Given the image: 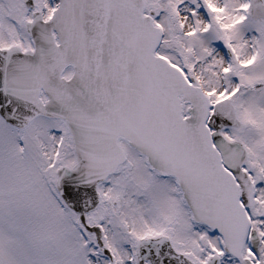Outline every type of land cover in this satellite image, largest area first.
I'll list each match as a JSON object with an SVG mask.
<instances>
[{"label":"snow or ice","instance_id":"snow-or-ice-1","mask_svg":"<svg viewBox=\"0 0 264 264\" xmlns=\"http://www.w3.org/2000/svg\"><path fill=\"white\" fill-rule=\"evenodd\" d=\"M0 264H264V0H0Z\"/></svg>","mask_w":264,"mask_h":264}]
</instances>
